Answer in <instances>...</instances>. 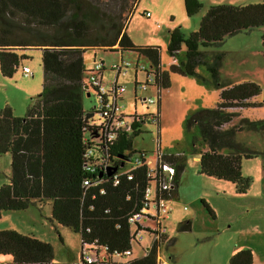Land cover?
<instances>
[{"label":"trees","instance_id":"obj_1","mask_svg":"<svg viewBox=\"0 0 264 264\" xmlns=\"http://www.w3.org/2000/svg\"><path fill=\"white\" fill-rule=\"evenodd\" d=\"M137 1L0 0V74L11 77L27 57L22 52L34 48L41 50L43 70L42 89L32 97L23 116H15L9 105L0 108V155L11 157L9 181L0 186V217L3 211L24 210L31 203L50 200V220L79 234L83 264H88L83 260L84 251L98 256L96 264H157L160 244L173 242L167 233L148 228L143 232L150 240L139 242L134 236L136 228L128 221L142 206L147 186L158 193L164 175L159 170L162 164L174 169L162 197L170 200L178 194L185 155L158 148L157 174L151 177L146 151L133 147L143 123L159 128L160 91L170 86L169 73L192 76L220 89L214 107H200L185 119V130L197 131L190 152L198 156L200 173L231 182L237 193H244L252 178L242 173L241 161L260 153L239 141L236 134L244 127L264 133V118H241L240 126H227L238 113L230 108L261 105L252 100L260 86L253 81H222L219 67L224 54L207 48L219 46L237 32L262 27L264 49V2L213 5L196 31L187 36L177 29L170 31L168 53L176 57L184 44L185 56L165 70L158 46L136 45L126 33ZM184 2L188 14L199 6L197 0ZM87 48L132 50L144 55L154 76L148 85L158 89L157 112L121 114L125 124L115 126L114 108L105 110L106 114L98 108L86 111L82 97L93 88L88 80L91 69L85 68L83 60ZM202 67L207 75L198 71ZM90 147L93 152L86 155ZM191 225L190 219L183 220L177 228L186 231ZM135 245L141 254L134 252ZM0 254L10 255L16 264H52L53 247L33 235L3 229ZM227 264H252L251 250L235 252Z\"/></svg>","mask_w":264,"mask_h":264},{"label":"rangeland","instance_id":"obj_2","mask_svg":"<svg viewBox=\"0 0 264 264\" xmlns=\"http://www.w3.org/2000/svg\"><path fill=\"white\" fill-rule=\"evenodd\" d=\"M199 6L188 14L184 0H138L126 25V33L132 42L139 46H158L162 69L167 70L171 63H178L185 56L184 44L176 57L167 50L169 33L179 30L187 36L196 31L202 16L213 5H245L264 2V0H197ZM149 13L146 16V13ZM262 27L249 31L237 32L224 38L217 47L208 51H220L224 54L219 67L222 81L238 84L253 81L260 86V93L252 98L261 105L244 109L230 108L238 112L227 125L242 124L241 118H264V49L261 43ZM27 57L22 59L11 77L0 74V108L11 104L15 116H23L32 97L42 89L43 70L41 50L28 49ZM122 54V59L120 58ZM86 69H92L95 63L103 62L102 82L111 86L115 79L124 87L117 101V114L132 115L135 112H157L158 89L149 85L145 90H136L134 99V68L144 66L150 70L149 60L132 50L109 51L87 48L83 52ZM121 60V61H120ZM120 62L126 64L121 71L114 68ZM30 68L32 75L24 76L22 66ZM207 75L202 67L198 71ZM146 73L137 68V82H145ZM170 86L160 91L159 128L155 124L143 123L141 133L133 138L136 150L146 151L145 157L150 168L157 160V149L178 152L185 155V166L180 175L177 197L168 200L170 212L161 221L166 233L173 242H162L158 248L159 259L163 264H218V255H226L235 235L232 231L244 224L264 222V133L243 128L236 138L245 142L251 149L260 153L256 157L243 158L241 170L252 178V183L244 193H237L233 183L207 176L199 172V162L190 152L195 129L185 130V119L200 107H214L219 100L220 89L204 84L192 76L169 73ZM151 84V83H149ZM91 92V91H90ZM153 98L154 102L145 101ZM96 95L83 94L82 104L90 111ZM11 103V104H10ZM19 113H18V112ZM129 122L130 119L126 118ZM198 157V156H196ZM5 158V161H4ZM7 158V159H6ZM11 157L8 153L0 155V186L8 183L11 172ZM201 200L213 210L211 215ZM251 213L255 215L250 216ZM242 211V212H241ZM243 211H246L243 215ZM7 214V215H5ZM4 215V217H2ZM51 201L42 204L31 203L24 210L3 211L0 224L14 225L18 231H32L38 239L49 242L53 247V264H78L80 262V237L69 227L50 220ZM190 219V230L177 228L180 221ZM17 231V230H16ZM235 233V232H234ZM142 243L150 240L148 233H143ZM236 234V233H235ZM32 235V234H30ZM34 236V235H33ZM139 252L138 246H133ZM141 254V252H139Z\"/></svg>","mask_w":264,"mask_h":264},{"label":"built area","instance_id":"obj_3","mask_svg":"<svg viewBox=\"0 0 264 264\" xmlns=\"http://www.w3.org/2000/svg\"><path fill=\"white\" fill-rule=\"evenodd\" d=\"M145 15L148 16L149 13L147 12ZM121 66L127 67L126 64L121 62L120 64L115 65L114 68L120 69ZM136 67L146 73L145 82L138 83V87L144 90L149 83L153 82L154 76L149 71H146L144 66L141 65ZM103 68L104 66L101 62L95 63L93 65V68L91 69L88 76V80L93 88H89L88 90H92L96 95L97 103L94 108L102 110L104 114H106L105 110H109L110 107L114 108L115 115L113 123L115 126H122L125 124L126 120L120 116L121 114H117L116 110L118 108L117 97H119V92L123 90V87L118 85H115L114 87H112V85L109 87L106 86L102 82L100 76ZM22 72L24 76H29L31 74V70L28 66H24L22 68ZM145 101L154 102V99L149 97ZM112 137L113 133H110L109 138ZM92 152L93 148L90 147L86 150V155H90ZM134 161L137 163L139 158L136 156ZM159 170H161L164 175L159 183V187L157 188L158 193L154 194V188L147 186L144 191V200L142 202V206L138 211L132 213L128 218L129 223L136 228L134 236L139 242L143 240V230L146 228L152 231L164 232V227L161 225V221L165 219L170 212L168 200L162 197L161 194L164 189L169 188L170 178L174 172V169L170 166H167L166 164H162ZM156 174L157 171L155 167L150 168L148 175L151 177H156ZM165 178H167V180H165ZM85 183H87V181H85ZM125 252L129 254L130 250H126ZM83 260L88 264H96L100 259L98 256H95L88 251H84ZM158 262L157 264H163ZM78 264H83V262L80 260Z\"/></svg>","mask_w":264,"mask_h":264},{"label":"crops","instance_id":"obj_4","mask_svg":"<svg viewBox=\"0 0 264 264\" xmlns=\"http://www.w3.org/2000/svg\"><path fill=\"white\" fill-rule=\"evenodd\" d=\"M117 50H121V49H117ZM120 58H121V60H123L122 59V54H121ZM101 63L103 64V62H101ZM136 66L134 68V83H133V86H134V88H133L134 89L133 90L134 91V99H136V94H135L136 90L140 89L138 87V83L139 82H137L138 78H137V67ZM122 67H124V66H121V68L117 69V71L118 72L121 71ZM124 68L126 69L127 67H124ZM102 72H103V70H102ZM102 72H101V75H100L101 76V80H102ZM31 75L32 74H30V76ZM114 82H115L116 85H118V82H117L116 79H115ZM148 86L149 85H147V87ZM123 89H124V87H123ZM140 90H142V89H140ZM121 92H119L120 99H121V96H120ZM87 96H89V95H87ZM96 103H97V98H96V101H94V104H93L92 108L95 107ZM11 106H13V105L11 104ZM12 109H14V108H12ZM135 113H137V112H135ZM195 158L198 159V157H196V156H195ZM4 161H5V158H4ZM245 212L246 211H243V215H244ZM249 212H250V210L247 211V213H249ZM5 215H7V214H5ZM251 215H255V214L250 212V216ZM2 217H4V215ZM163 227H164V232L166 233V228H165V226H163ZM191 227H192V225H191ZM3 229H14V230L18 231V229L14 225L0 224V230H3ZM18 232H21L23 234H27V231H18ZM232 233L235 235V237L233 239V244L229 245V249H228L226 255L225 254H223V256L218 255V258H219L218 264H227L230 256L232 254H234L235 252L241 250V249H250L251 250V252H252V264H264V222L256 223L255 219L251 220V223L244 224L241 228L234 229L232 231ZM28 234H32L35 237H38L32 231L28 232ZM38 238H41V237H38ZM158 261L160 263H162L161 260L159 259V255H158ZM0 264H16V263H14L12 261V257L10 255H8V254H0ZM215 264H217V263H215Z\"/></svg>","mask_w":264,"mask_h":264},{"label":"water","instance_id":"obj_5","mask_svg":"<svg viewBox=\"0 0 264 264\" xmlns=\"http://www.w3.org/2000/svg\"><path fill=\"white\" fill-rule=\"evenodd\" d=\"M90 91L92 92V90H89V91L87 92V95H90V93H91Z\"/></svg>","mask_w":264,"mask_h":264}]
</instances>
